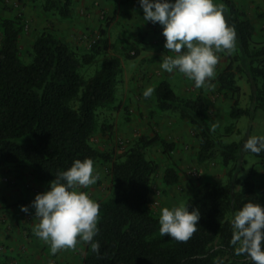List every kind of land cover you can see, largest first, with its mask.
Masks as SVG:
<instances>
[{
    "label": "trees",
    "instance_id": "obj_1",
    "mask_svg": "<svg viewBox=\"0 0 264 264\" xmlns=\"http://www.w3.org/2000/svg\"><path fill=\"white\" fill-rule=\"evenodd\" d=\"M216 2L223 3L226 23L236 34L232 56L236 64L229 61L217 72V91L231 99V118L244 115L250 122L257 109L264 111V38L252 40L255 26L233 0ZM73 4L74 0H42L41 8L68 19ZM106 25L99 27L98 39L83 52L52 30L42 29L23 56L18 43V17L0 20V168L9 164L27 167L34 181L49 187L56 173L69 167L75 158L90 157L93 164L98 160L109 164V195L96 200L98 232L93 241L98 248L94 250L90 242H85L79 264H252L245 254L237 255L236 246L230 242L231 220L245 201L264 205L253 167L240 177L245 152L264 164V151L244 150L248 135L229 142L217 137L207 119L212 100L205 92L183 96L166 79L158 80L153 92L159 111L177 112L194 128L198 138L196 160L219 158L226 167L224 183L205 180L193 188L187 206L189 210L198 208L200 218L196 231L186 241L162 236L159 216L150 206L158 164L145 155V148L159 141L170 150L173 144L158 134L140 135L120 159L93 145L94 135L103 128L99 111L114 103L123 70L121 58L107 52L112 43ZM97 56H101L99 62L86 77L81 69L95 63ZM237 73L245 75L248 85L245 107L239 105ZM179 179L174 165L164 168V184H177Z\"/></svg>",
    "mask_w": 264,
    "mask_h": 264
},
{
    "label": "rangeland",
    "instance_id": "obj_2",
    "mask_svg": "<svg viewBox=\"0 0 264 264\" xmlns=\"http://www.w3.org/2000/svg\"><path fill=\"white\" fill-rule=\"evenodd\" d=\"M233 1L255 26L252 40H262L264 0ZM41 2L42 0H0V20L16 15L21 24L18 40L21 55H27L33 38L45 28L52 30L79 52L86 51L98 39L99 27L106 23L108 38L112 43L107 52L121 58L123 70L116 85L115 101L108 108L99 111L98 120L103 128L94 135L93 145L110 152L114 159H120L140 135L158 134L160 138L173 144L170 150H165L159 141L145 148V155L158 164V170L152 179L150 197V206L158 216L163 206L187 203L193 188L200 182L209 180L224 183L226 167L220 163L219 158L204 162L196 160L198 138L192 125L177 112L159 111L155 107L153 93L150 97L142 95L146 86L154 87L158 80L166 79L180 95L193 96L200 91L205 92L212 100L207 111L208 122L215 135L224 142L243 139L245 135L264 136V123L259 126L262 116L256 117L255 130L248 124L246 116H229L231 99L217 91L216 75L210 81V86L196 88L193 81L184 74L178 71L169 73L160 68L162 56L170 54L163 47L165 38L161 32L162 26L143 21V9L138 0H74L72 15L68 19H60L54 13L44 12ZM234 52L232 48L217 53L216 74L227 62L236 64L232 60ZM128 54L131 57H127ZM100 58L101 56H97L96 62L84 66L81 72L88 77ZM236 82L240 85L239 105L245 107L248 103L245 92H242L243 88L248 89L245 75L237 73ZM243 157L240 177L253 167L257 191L264 199V164L248 152ZM167 165H174L176 168L180 177L177 184L166 185L162 182L163 170ZM13 168L9 164L0 169V187L16 184L11 181L13 176H18L14 171L28 176L27 182L32 190L28 192V204L37 192L48 188L34 181L27 167ZM94 170L99 173L96 182L79 190L86 191L96 201L109 195V164L98 160L94 163ZM28 208V212L21 211L20 214L33 215L31 204ZM35 222L32 217L16 229L4 226L5 231L0 233V264H79L85 242L78 241L75 247H65L53 252L50 244L35 234Z\"/></svg>",
    "mask_w": 264,
    "mask_h": 264
},
{
    "label": "clouds",
    "instance_id": "obj_3",
    "mask_svg": "<svg viewBox=\"0 0 264 264\" xmlns=\"http://www.w3.org/2000/svg\"><path fill=\"white\" fill-rule=\"evenodd\" d=\"M143 21L159 23L164 36V54L160 68L178 71L193 81L196 88L210 86L218 63L217 53L231 50L235 29L226 23L223 3L216 0H138ZM154 87L146 86L142 95L150 97ZM243 149L253 153L264 151V136L250 135ZM90 157L75 158L69 167L58 171L49 187L37 192L30 201L34 209V231L56 252L75 247L78 241L90 242L98 232V203L81 188L98 179ZM28 212V205H21ZM199 209L189 210L187 203L160 208L159 232L178 241L188 240L196 231ZM231 244L237 255L245 254L252 264H264V205L248 200L233 213ZM219 264V261L216 262Z\"/></svg>",
    "mask_w": 264,
    "mask_h": 264
},
{
    "label": "crops",
    "instance_id": "obj_4",
    "mask_svg": "<svg viewBox=\"0 0 264 264\" xmlns=\"http://www.w3.org/2000/svg\"><path fill=\"white\" fill-rule=\"evenodd\" d=\"M242 92H245V96H247L248 98V89L243 88ZM263 115L264 112L260 109H257L255 111L254 118L252 119V121H248V124L252 125L255 130L257 125L256 117L262 116L259 123L260 126L262 123H264ZM14 173L18 174L19 176H13V178L11 179V181H13V184H16L10 185V187H0V233H3L5 231L3 229L4 226H11L12 228L16 229L18 228V226H21V224H23L26 219L30 220L33 217V215L29 214H25L24 216L20 214L21 205H30L27 201V197L29 194L28 192L29 190H31L30 183L27 182L29 180L28 176L26 177L20 172L16 171H14Z\"/></svg>",
    "mask_w": 264,
    "mask_h": 264
}]
</instances>
